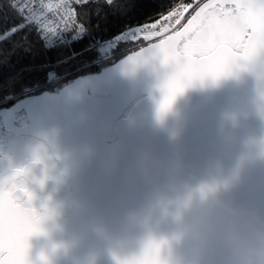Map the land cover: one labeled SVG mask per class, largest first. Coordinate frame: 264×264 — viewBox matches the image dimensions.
<instances>
[{
  "label": "flooded vegetation",
  "instance_id": "flooded-vegetation-1",
  "mask_svg": "<svg viewBox=\"0 0 264 264\" xmlns=\"http://www.w3.org/2000/svg\"><path fill=\"white\" fill-rule=\"evenodd\" d=\"M147 46L130 50L124 57L129 70L124 67L113 78L80 75L57 93L17 101L11 95L3 101L12 104L0 109V182L27 169L20 179L33 196L32 206L52 214L43 225L47 235L30 242L48 244L45 256L59 258L57 264H83L89 255L99 264L100 253L113 264L123 250H133L144 235L133 223L149 213L157 189L176 175L190 185H219L239 205L264 208V100L256 75L240 72L198 81L161 121V85L175 69L151 57L139 66L130 63V56ZM112 96L91 124L86 118L69 120L64 132L70 106L56 107L76 98L91 107ZM61 135L71 156L68 170L55 151ZM37 153L42 163H35ZM17 195L27 200L24 192ZM79 205L76 218L65 226L67 235L52 239L48 232ZM165 228L166 222L159 234Z\"/></svg>",
  "mask_w": 264,
  "mask_h": 264
},
{
  "label": "snow or ice",
  "instance_id": "snow-or-ice-1",
  "mask_svg": "<svg viewBox=\"0 0 264 264\" xmlns=\"http://www.w3.org/2000/svg\"><path fill=\"white\" fill-rule=\"evenodd\" d=\"M89 2L75 0L80 5ZM92 3L96 5L97 14L104 8L126 14L128 8L125 0H92ZM0 7L19 16L24 22L22 26L40 27L45 23L33 0H7ZM40 8L48 11L62 9L59 19L65 30L70 24H76L77 13L70 0H59L55 5L42 3ZM87 12L88 9L82 7L81 17ZM158 16V19L111 34V40L108 36H100V39L110 48L138 40L149 41L148 47L130 56V63L139 66L151 57L161 59L165 66L175 69L161 85L163 95L158 104L161 121L171 112L177 97L196 82L218 81L240 72L256 75L264 100V0H207L204 3L200 0H170L169 6ZM41 30L57 34V30L50 26ZM89 36L96 38L81 20L77 38ZM260 114L264 117V105H261ZM42 162L37 153L35 163ZM26 175L27 169H19L0 182V264H52L43 254L39 261L30 258V240L34 236L47 235L43 225L52 214L47 208L41 214L32 206L33 196L20 179ZM19 192H24L27 200L22 201L17 195ZM162 243L149 239L138 253L114 257L116 264H160L157 257Z\"/></svg>",
  "mask_w": 264,
  "mask_h": 264
},
{
  "label": "clouds",
  "instance_id": "clouds-1",
  "mask_svg": "<svg viewBox=\"0 0 264 264\" xmlns=\"http://www.w3.org/2000/svg\"><path fill=\"white\" fill-rule=\"evenodd\" d=\"M165 222L167 230L159 234ZM132 227L144 235L122 256L138 253L153 239L163 242L160 264H264V208L239 205L216 184L190 185L173 176Z\"/></svg>",
  "mask_w": 264,
  "mask_h": 264
},
{
  "label": "trees",
  "instance_id": "trees-1",
  "mask_svg": "<svg viewBox=\"0 0 264 264\" xmlns=\"http://www.w3.org/2000/svg\"><path fill=\"white\" fill-rule=\"evenodd\" d=\"M125 2L128 5L126 14L108 8L97 14L96 5L92 1L88 5L78 4L79 21L83 20L88 31L96 34V38L84 37L51 49L44 47L39 34L31 25L22 26L24 22L19 16L6 7H0V102L5 95L18 96L33 89L57 92L58 89L66 88L77 76L102 72L118 62L123 55L100 63L99 55L91 49L100 40V36L111 37V34L120 32L126 24L155 20L169 6L170 0ZM6 3L7 0H0V5ZM82 7L88 9L83 17L80 15ZM136 44L121 45L114 52L128 50Z\"/></svg>",
  "mask_w": 264,
  "mask_h": 264
},
{
  "label": "water",
  "instance_id": "water-1",
  "mask_svg": "<svg viewBox=\"0 0 264 264\" xmlns=\"http://www.w3.org/2000/svg\"><path fill=\"white\" fill-rule=\"evenodd\" d=\"M137 53H139V52L137 51L135 54H137ZM133 65L135 66V64H133ZM112 98H113V96L108 98V99L107 98H99L95 102V104L91 107L90 106L89 107H83L81 102H79V100L76 98L74 102H71V101L68 102L67 101L66 103H63L60 106L56 107V109H61V108L64 109L65 106H67V105L70 106V108L66 107V110H70V112H66V115H65L66 128H65L64 132L67 131V126L69 125V120H78V119H85L86 118L89 120V124H91V122H92L91 119H95L97 117L96 114L103 109V105H105V103H107L109 99L112 100ZM62 139H63V135L58 137L56 139V141L54 142L55 151H56L57 157L61 160L62 164L68 170L69 167L67 165V161L69 159H71V156H69L67 154V152L65 151L63 144H62ZM76 150H78V149L72 148L70 151L75 153ZM106 153H107V150L105 149V154ZM103 168H104V163H103ZM72 179H73L74 183L77 184V188L81 189V183L79 182V180H77L74 177H72ZM79 211H80V205L75 210L74 214H72L68 218H62V219L58 220L56 222L57 228L55 230L48 232V233H53L51 238L56 240V241H60L62 238H64L65 235H67V230H66L65 226H69V223H71L76 218V215H77V213H79ZM166 230L167 229L165 228L163 233ZM30 245H31L30 258L33 261H39L41 254L45 255L47 249L49 248L48 244H40V243H37L36 240H34L33 242H30ZM100 254L102 255L103 258L98 260L99 264H109L108 255L106 253H100ZM48 258L51 260L52 264L59 263V258H54V257H48ZM96 258L97 257H95V261L97 260ZM95 261L92 260L91 255H89L83 264H87V263L94 264ZM113 264H116V261H114Z\"/></svg>",
  "mask_w": 264,
  "mask_h": 264
},
{
  "label": "bare ground",
  "instance_id": "bare-ground-1",
  "mask_svg": "<svg viewBox=\"0 0 264 264\" xmlns=\"http://www.w3.org/2000/svg\"><path fill=\"white\" fill-rule=\"evenodd\" d=\"M55 0H33V2L35 3L36 5V11L38 13H41L44 9H41L40 8V5L43 3L44 5H47V4H50L51 2H53ZM32 28L37 32V33H42L43 35H47V32L46 31H42L40 27H37V26H33L31 25ZM117 34V33H116ZM50 41L53 42V43H65V39H66V32L63 30V29H59L57 31V34L56 35H49L48 36ZM109 38V37H108ZM98 42H103V40H98ZM45 92H48V91H45ZM35 93H41V91H35V92H29L28 93V96H31V95H34ZM8 96H11V94H8V95H5L4 96V99L0 102V105L1 103L6 99L8 98ZM5 108V105H3L0 109H4Z\"/></svg>",
  "mask_w": 264,
  "mask_h": 264
},
{
  "label": "built area",
  "instance_id": "built-area-1",
  "mask_svg": "<svg viewBox=\"0 0 264 264\" xmlns=\"http://www.w3.org/2000/svg\"><path fill=\"white\" fill-rule=\"evenodd\" d=\"M54 2V1H53ZM182 2H191V0H183ZM201 2V0H200ZM52 3V2H51ZM50 3V4H51ZM62 9H53L52 11H48L46 8L42 11V19L43 21H45L44 24L40 25V26H43V27H47V26H50L51 28L53 29H56L57 31L59 29H63L65 32L67 30L64 29L63 25L61 24L60 22V15H62ZM187 18V14L185 16ZM159 18V17H158ZM157 18V19H158ZM71 26V24L69 25ZM111 40V39H110ZM106 41H103V42H100L98 45H97V49H105L108 47L107 44H105Z\"/></svg>",
  "mask_w": 264,
  "mask_h": 264
},
{
  "label": "rangeland",
  "instance_id": "rangeland-1",
  "mask_svg": "<svg viewBox=\"0 0 264 264\" xmlns=\"http://www.w3.org/2000/svg\"><path fill=\"white\" fill-rule=\"evenodd\" d=\"M183 0H181L182 2ZM207 2V0H201V3ZM185 19H187L185 17ZM184 21H182L183 23ZM127 64H128V60H126V58L120 60L119 62L113 64L112 68H109L107 70H105L103 72V75L99 76V77H95V76H90L89 79H94V80H104V79H108V78H113V76L115 75L116 72H119L118 75L121 74L122 69L125 67V71L129 70V68H127ZM107 74V75H106ZM106 75V76H105ZM99 78V79H98Z\"/></svg>",
  "mask_w": 264,
  "mask_h": 264
}]
</instances>
